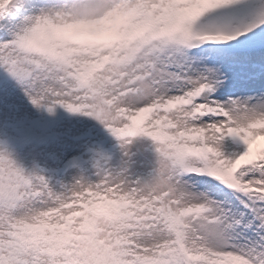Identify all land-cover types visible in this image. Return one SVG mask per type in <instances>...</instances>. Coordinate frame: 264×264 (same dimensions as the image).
I'll return each mask as SVG.
<instances>
[{"label":"snow or ice","instance_id":"6c2138e0","mask_svg":"<svg viewBox=\"0 0 264 264\" xmlns=\"http://www.w3.org/2000/svg\"><path fill=\"white\" fill-rule=\"evenodd\" d=\"M0 34V264H264V0H0Z\"/></svg>","mask_w":264,"mask_h":264},{"label":"rangeland","instance_id":"374dc122","mask_svg":"<svg viewBox=\"0 0 264 264\" xmlns=\"http://www.w3.org/2000/svg\"><path fill=\"white\" fill-rule=\"evenodd\" d=\"M0 38H2V34H0ZM3 92H11L17 100H21L23 98V93L20 91L18 87L15 86V82L8 77L7 73L0 68V94ZM2 98V97H0ZM29 109H31V106H28ZM45 116L47 114L45 113ZM56 119L58 120H67L70 118V114L66 113L63 109H59L56 114ZM72 119H82L86 123H95L94 121H91L87 117H71ZM102 135H104L107 138L106 144L103 146L105 151H109L111 149V145L114 144V141L111 140L110 137H107V134L103 132ZM259 144L264 145V141H260ZM0 147H7L10 152L13 153L14 158L17 160L19 164H21L26 169H31L32 164L30 160L26 159L24 155L15 147L14 143L11 139L0 133ZM71 171V170H69ZM73 174H75L73 172ZM51 179L53 184H57L60 181H70L71 176L69 175L68 171L65 172H53L51 173Z\"/></svg>","mask_w":264,"mask_h":264},{"label":"trees","instance_id":"16d2710c","mask_svg":"<svg viewBox=\"0 0 264 264\" xmlns=\"http://www.w3.org/2000/svg\"><path fill=\"white\" fill-rule=\"evenodd\" d=\"M106 140H107V138H106Z\"/></svg>","mask_w":264,"mask_h":264}]
</instances>
